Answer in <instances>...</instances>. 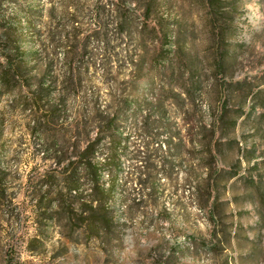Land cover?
Segmentation results:
<instances>
[{"label":"rangeland","instance_id":"rangeland-1","mask_svg":"<svg viewBox=\"0 0 264 264\" xmlns=\"http://www.w3.org/2000/svg\"><path fill=\"white\" fill-rule=\"evenodd\" d=\"M20 2L47 22L49 0ZM158 14L172 32L164 82L149 90L141 80L118 119L115 164L108 162L115 172L110 179L101 170L98 182L109 190L103 211L83 214L71 210L73 200L56 199L61 183L42 147L54 136L72 143V115L62 113L42 138L28 113L8 112L0 98V264H264V0H163ZM192 63L202 71L199 86H190L199 76ZM87 132L88 141L106 134ZM107 148L97 147L100 165ZM194 186L202 200L210 196L208 206L214 199L211 219Z\"/></svg>","mask_w":264,"mask_h":264},{"label":"trees","instance_id":"trees-1","mask_svg":"<svg viewBox=\"0 0 264 264\" xmlns=\"http://www.w3.org/2000/svg\"><path fill=\"white\" fill-rule=\"evenodd\" d=\"M49 1L45 22L38 10L23 6L20 0H0V98L7 99L8 112L28 113L42 138L47 137L48 130L54 131L52 126L62 113L72 115V143L62 145L54 136L50 147H42V154L54 164L55 177L61 183L56 199L73 200L72 211L95 213L103 211L109 191L98 186L100 172L106 171L110 179L115 172L108 162L115 164L118 119L130 106L129 99L138 92L141 80L146 81L149 90L155 80L164 82V41L172 32L158 14L163 0H92L93 5L82 0ZM226 65V56L221 55L217 69L224 72ZM191 66L199 76L195 81L190 79V86H199L202 71L193 63ZM97 67L109 103L103 109L98 104L99 88L92 74ZM169 68L173 73L174 69ZM118 85H124L122 93H118ZM258 94L260 91L254 97ZM250 95L252 88L247 97ZM243 115L240 112L239 118ZM90 128L106 134L98 133L88 141ZM101 140L108 147L102 165L96 162ZM174 151L179 152L178 145ZM138 157L145 165L150 159L147 152H139ZM237 175L234 172L229 180ZM192 189L211 219L214 199L208 206L210 196L202 200L201 189ZM99 222L106 230L107 218Z\"/></svg>","mask_w":264,"mask_h":264}]
</instances>
